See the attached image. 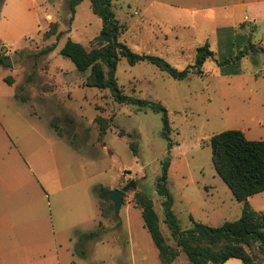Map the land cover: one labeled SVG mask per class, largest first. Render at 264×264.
<instances>
[{"label":"rangeland","instance_id":"1","mask_svg":"<svg viewBox=\"0 0 264 264\" xmlns=\"http://www.w3.org/2000/svg\"><path fill=\"white\" fill-rule=\"evenodd\" d=\"M113 10L125 27L121 40L131 50L161 57L178 70L193 65L197 49L206 44L218 60L237 55L249 44L264 48V0H121L113 2ZM102 26L90 0H84L74 16L66 0H0V31H5L0 48L9 45L0 51V59L13 61L12 67L0 64L4 82L14 81L12 86L5 83V97L13 90L15 99L50 120L65 142L79 149L65 145L68 154L59 151L58 157L63 154L67 163H80L90 176L99 173L98 181L111 191L135 182L136 188L125 194L120 215L110 211L101 221L98 248L94 243L76 245L70 264H134L135 258L137 264H162L135 195L153 198L162 232L173 247L156 189L165 160L170 162L168 186L181 230H190L193 221L220 227L241 218L243 204L214 168L211 138L239 130L252 141L264 139V54L250 53L238 74L223 72L209 61L202 76L182 82L146 63H119L117 79L124 95L159 102L167 109L173 145L169 150L161 135L162 114L117 104L109 90L87 87L89 74H80L60 55L69 39L91 50ZM53 45V52L41 55ZM97 117L110 122L105 137L100 136ZM34 255L27 253L25 259ZM173 264L190 262L181 253Z\"/></svg>","mask_w":264,"mask_h":264},{"label":"trees","instance_id":"2","mask_svg":"<svg viewBox=\"0 0 264 264\" xmlns=\"http://www.w3.org/2000/svg\"><path fill=\"white\" fill-rule=\"evenodd\" d=\"M114 1L121 0H90L93 14L103 22L101 33L95 39L92 49L88 50L82 44L69 39L62 47L60 55L70 60L80 74H89L85 82L87 87L109 90L117 104L135 106L140 112L151 110L162 114L164 127L161 135L168 141L171 150V124L167 109L159 102L124 95L117 79L119 63L122 60H126L130 66L146 63L182 82L191 76H202L203 67L209 61L216 62L219 68L226 70L223 72L238 74L241 61L250 53L264 54V48L249 44L237 55L231 54L218 60L206 44L197 49L193 65L178 70L161 57L134 52L121 40L125 27L116 18ZM83 2L84 0H66L73 16ZM61 36L62 33H59L57 38L60 39ZM56 47L53 45L43 50L41 55L53 52ZM5 83L12 86L14 81L6 78ZM96 123L100 136L105 137L110 128L109 120L97 117ZM211 147L217 174L229 187L234 199L243 204L241 218L238 221L225 222L220 227L193 221L190 230H181L173 211L174 198L168 186L170 162L163 161L162 176L157 180L156 189L162 198L165 223L172 232L176 247L170 245L162 232L153 198L146 193L135 195V202L142 211L145 227L159 252L160 261L162 264H173L184 253L190 264H225L231 259L240 260L242 264H264V214L255 211L249 204V198L264 193V141H252L242 131L229 130L214 135L211 138ZM131 149L137 152L133 144ZM111 193L109 188L99 187V208L103 218L110 211L115 212L114 204L110 200ZM96 237L98 232L84 235L89 240Z\"/></svg>","mask_w":264,"mask_h":264},{"label":"crops","instance_id":"3","mask_svg":"<svg viewBox=\"0 0 264 264\" xmlns=\"http://www.w3.org/2000/svg\"><path fill=\"white\" fill-rule=\"evenodd\" d=\"M0 32L2 37L5 31ZM28 106L13 90L5 97V82L0 84V264H70L76 245H100L99 233L93 240L84 235L101 226L97 190L106 185L98 181L99 173L90 176L80 163L58 157L60 150L68 154V145L80 151ZM249 204L264 214V193L249 198ZM27 253H35L30 261Z\"/></svg>","mask_w":264,"mask_h":264},{"label":"water","instance_id":"4","mask_svg":"<svg viewBox=\"0 0 264 264\" xmlns=\"http://www.w3.org/2000/svg\"><path fill=\"white\" fill-rule=\"evenodd\" d=\"M0 64H2L5 67H12L13 66V61L12 58H5V59H0ZM136 185L135 182H131L128 186H126L123 190H113L111 195H110V200L114 204L115 207V215L119 216L121 213V209L124 203V197L126 192L129 189H135Z\"/></svg>","mask_w":264,"mask_h":264}]
</instances>
